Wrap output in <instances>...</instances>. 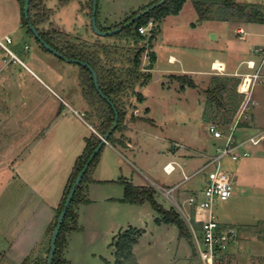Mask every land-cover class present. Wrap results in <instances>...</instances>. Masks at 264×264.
Wrapping results in <instances>:
<instances>
[{
  "label": "rangeland",
  "instance_id": "374dc122",
  "mask_svg": "<svg viewBox=\"0 0 264 264\" xmlns=\"http://www.w3.org/2000/svg\"><path fill=\"white\" fill-rule=\"evenodd\" d=\"M40 1L47 20L39 27L54 36V32H63L55 41L82 43L90 50L95 43L117 44L118 50H122L112 56H119L122 63L117 62L116 66H134V53L145 46L137 68L141 73L151 74L145 77L144 83H136L133 91L132 88L124 90L126 114L121 128L114 132V137L122 144L118 141L104 143L91 163L77 192L78 200L72 204L73 219H67L62 230V256L68 264H115L114 241L120 232L133 227L137 240L131 257L125 258L124 264H167L169 258H183L187 250L192 257L194 240L185 239L187 248L181 256L183 237L179 228L174 223L161 221L163 213L156 206L176 209L192 235L188 219L191 224L199 221L188 198L194 196L200 200L203 197V186L216 163H210L211 158L206 157L181 170L176 161L193 158L203 148L208 154H217L216 146L220 142L209 135L210 122L226 131L239 116L235 129L237 140H243L254 133L258 125L264 124V108L256 101L264 88V21L244 22L236 18L223 21L210 17L200 20L193 0H186L178 14L165 16L159 24L155 21L153 37L147 31L143 39L135 42L131 36L126 41L123 36L98 34L91 24L90 0ZM67 1L69 3L61 7ZM154 1L97 0V26L106 22V27H119L133 12ZM234 1L256 6L264 19V0ZM219 4L217 2L213 9ZM84 22L97 38L91 36L94 39L87 41L81 35L63 30H73L75 25L74 29L82 32ZM5 35L12 38L10 49L32 67L39 78L11 58L8 63H0L2 66L6 63L1 75L8 86L0 92V112L9 121V156L11 149L17 151V143L22 142L25 148V159L20 166L12 168L14 154L6 161L7 165L0 168V264H37L48 255L56 209L36 247L28 250L23 258L8 250L10 245L26 223L32 225L31 229L40 225L35 223L34 216L42 196L58 199L63 194L75 160L83 152L85 137L92 134L90 128L95 129L98 137L102 135L96 130L99 120L94 109L82 95L77 63L44 51L50 56L46 60L51 69L42 64L39 69L26 58L27 53L42 49L22 23L18 0H0V37ZM25 42L30 46L28 50L23 49ZM110 52H115L114 47ZM169 54L175 55V61H168ZM105 56L101 53L107 66L110 63L107 58L113 57ZM214 58L227 63L225 70L212 69L210 63ZM250 60L254 61L253 67L248 66ZM258 67L261 76L246 95L239 88L242 78ZM182 74H187L195 86L184 83L182 89V82L173 77ZM234 81L236 88L232 87L231 91ZM223 85L225 90L217 88ZM233 104L237 105L234 112ZM254 114L257 119L253 121ZM244 148L248 156L221 159V167L232 175L237 193L215 202L212 213L222 227H231L237 234L236 239L228 242L227 257L243 260L250 257L259 259L254 264H264V148L261 143L251 142ZM4 155L0 152V159ZM170 162L175 170L166 174L163 169ZM16 173L21 174L24 181L15 176ZM183 173L190 175L189 179H184ZM131 184L152 188L154 204L148 199L129 200L126 188ZM158 185H177L174 196L180 206L161 194L155 188ZM43 207L44 204L40 210L44 213ZM196 230L201 238V232Z\"/></svg>",
  "mask_w": 264,
  "mask_h": 264
},
{
  "label": "trees",
  "instance_id": "16d2710c",
  "mask_svg": "<svg viewBox=\"0 0 264 264\" xmlns=\"http://www.w3.org/2000/svg\"><path fill=\"white\" fill-rule=\"evenodd\" d=\"M158 0H155L153 3H155ZM186 0H166L161 5L151 9L149 12L142 15L139 19L135 20L134 23L124 27L120 31L113 33L115 34L117 38L124 37L126 41H129V36L133 38V41H139L140 39L144 38V35L139 33L137 30V27L139 25L145 24L148 19L152 18L156 21L157 24L160 23L161 19L164 18L167 15L171 14H178L181 10L184 2ZM92 4V0H90ZM220 2L217 8L213 6ZM20 12H21V20L22 23L25 25L26 30L28 33H31V31L27 27V22L23 15V5L24 0H18ZM153 3L141 7L140 10L133 12L130 16H128L123 23L127 22L131 17L136 15L138 12L144 10L145 8L149 7ZM42 2L40 0H30L29 2V21L36 27L38 30L40 36L50 45H52L54 48H56L58 51H60L63 55L69 58H75L84 62H87L90 66H92L98 76V84L100 90L104 93L106 96L103 97L99 94V92L96 90L94 84H93V78L90 70L86 66H82L80 64H77L79 66L78 71V79H79V85L82 90V95L87 102L88 105H90L94 109V114L96 115L97 119L99 120V124L96 126V130L100 133V135H104L108 129L111 127L113 121H114V108H116L118 112V123L115 129L109 134L107 141L108 142H115L117 140L114 137V132L119 130L122 126L123 118L126 114L125 109V99H123L122 95L124 93V90H127L128 88H132L136 83H144L145 77H150V73L140 72L137 68L139 65V56L142 51L145 50V46H141L133 56V64L134 66H123L118 65L116 66L115 63L120 62L121 60L118 58H114V54L118 53L119 49L117 48V44L114 43H95L93 44V48L90 50L89 46H86L85 44L82 46V43L74 44L70 43L68 40H63L62 42L55 41V38L57 36H62L63 32L58 31L54 32L55 36L49 32V30L39 27V25L47 20V15L44 13V10L41 8ZM193 6L197 12L198 18L200 20L207 19V18H219L223 19V21H229L230 18H236V19H244V22H253V21H264L262 14L259 13L256 6L250 7V5L246 3H239L234 0H193ZM35 11L34 13L32 11ZM42 11V12H41ZM96 11V15H97ZM214 13L213 16H209V13ZM117 26H108L105 29L110 30L113 28H116ZM99 28V27H98ZM154 33V31H152ZM150 33V36L153 37V33ZM128 37V38H127ZM39 44L40 48L44 51L50 52L47 50L43 45L39 43L38 40H36ZM85 42V41H84ZM114 47L115 52H110V49ZM125 47V46H123ZM101 53L106 55L107 57H113V58H107L109 59V64L106 66V63L103 59H101ZM105 56V57H106ZM129 60V59H128ZM132 61V60H131ZM130 62V61H129ZM122 63V62H120ZM174 78H176L178 81L182 82V89H184V83H186L189 87H194L195 84L193 80L189 77H187V74L182 75H173ZM236 88V82L234 81L233 84H231V91ZM221 91L226 89V86H219L217 87ZM109 99L112 102V105L107 100ZM114 107V108H113ZM233 110L237 108L236 104L232 105ZM145 119V118H142ZM141 119V120H142ZM151 120V119H147ZM101 138L98 137L95 132H92V134L85 138V145L83 152L76 158L73 169L68 177L66 186L64 188L63 194L61 196V200L59 202L58 207L56 208L55 213V222L53 224V228L56 224L57 218L59 216V213L63 207L64 201L67 197V194L77 176V174L80 172L82 166L86 162L89 155L92 153L96 145L100 142ZM98 153L96 154V156ZM96 156L93 158L91 163L95 160ZM91 163L89 164L86 172L84 173L80 183L76 187V190L74 192V195L72 197V200L69 204V207L66 211V214L64 216L63 222L61 224L57 239H56V247L54 252V257L52 264H68L67 261L62 256L63 254V239L64 234L62 233V230L66 224L67 219H73V210H72V204L78 200L79 195L77 194L80 184L85 177ZM153 192L154 190L152 188L147 187H139V186H133L132 184L129 185L126 188V197H128L129 200L132 201H143L145 199L150 200L153 202ZM154 204V202H153ZM162 213V220L165 223H174L178 226L180 234L182 236L190 238L192 236L187 228V223L181 218L180 214L177 212L176 209H161L160 207L156 206ZM193 211V210H192ZM193 220V219H192ZM193 227L195 229H199V223L192 222ZM52 228V229H53ZM134 228L128 227L127 229L120 232L116 240L114 241V247H115V264H124V259L131 257L132 254V246L137 240V235L133 234ZM50 246V242H49ZM49 252V248H48ZM48 255L45 257V259H40L37 261V264H46L47 263Z\"/></svg>",
  "mask_w": 264,
  "mask_h": 264
},
{
  "label": "built area",
  "instance_id": "2783aa9c",
  "mask_svg": "<svg viewBox=\"0 0 264 264\" xmlns=\"http://www.w3.org/2000/svg\"><path fill=\"white\" fill-rule=\"evenodd\" d=\"M154 25L155 20L150 18L145 24L139 25L137 30L141 34H145L147 31L148 34H150L155 28ZM239 33H241V30ZM11 43L12 38L10 36L5 35L3 38L0 37V52L6 53L11 59H17L16 55L9 47ZM252 62L254 63L253 60L248 62L249 67H253ZM212 66L213 63L211 64V67ZM215 70L223 71L225 70V65H222V69L217 68ZM260 76V67H258L255 72L245 73L239 86L240 90L242 89L241 92L248 95L251 92L256 79ZM238 119L239 116L233 125L230 126V128L226 131H223L220 125L215 122H210L208 124L207 131L209 135L214 140L220 142L216 146L217 154H214L210 161V163H216V168L214 169L213 173L211 172L209 174L208 180L203 186V197L200 200H196V197L194 196H190L188 198L189 204L192 205L193 209L195 210L196 220L200 223L198 230L201 232V238L198 237L197 230L190 223V219H188L193 235L195 249L202 261V264H217L219 258L226 254L225 252L228 249V242L234 239V231L230 228L222 227L212 213V207L215 202L227 200L235 194L234 180L232 179L230 172L221 167V159L227 157L231 160H237L241 156H247L246 151H241V147L246 142H251L253 144H264V134L261 133L250 136L246 140H237L235 129L238 124ZM92 130L98 134L95 129L92 128ZM99 137L102 138V136ZM171 164L172 162L167 163L164 167L163 170L166 174H171L174 171V165ZM199 171L200 170L196 171L195 173ZM189 177L190 175L184 174V179H189ZM155 188L165 197L174 199L177 205L180 206L174 196V191L177 188V185L170 187L158 185L155 186Z\"/></svg>",
  "mask_w": 264,
  "mask_h": 264
},
{
  "label": "crops",
  "instance_id": "0c3cea01",
  "mask_svg": "<svg viewBox=\"0 0 264 264\" xmlns=\"http://www.w3.org/2000/svg\"><path fill=\"white\" fill-rule=\"evenodd\" d=\"M69 2H63L61 7L64 6V5H67ZM98 22V21H97ZM246 24V23H245ZM106 22L104 23H101V25L99 24V29L101 30H106ZM82 27L83 29L81 30L82 32H79L77 29H74L75 28V25H73L72 29L73 30H65L63 29L65 32L67 33H71L73 35H81V38H83L84 40H87L89 41L90 39H94L95 37L97 38L98 36L96 34H94L91 30H89V27L87 25V23H82ZM241 29H243L241 27ZM243 31V30H242ZM237 32V31H236ZM90 36V37H87ZM94 38H92V37ZM95 41V40H94ZM26 43V42H25ZM23 45V49H29L30 46L29 44H25ZM13 44V41L12 43ZM10 44V45H11ZM9 45V46H10ZM24 46H27V48H25ZM14 53V52H13ZM15 54V53H14ZM7 54H5L4 52H0V63L1 61L3 62H6L8 63L9 62V57L8 55L6 56ZM17 59H12V60H15L17 61L24 69H26L27 71H29L32 76H35L36 78H39L38 75L35 73L34 69L32 67H30L23 59H21L17 54H15ZM169 57H171V59L168 58V61H175V60H172V57H174V59H176L175 55L173 54H169L168 55ZM48 57H50L48 54H46L44 52V50H39L38 52H33L32 53H27L26 54V58L28 59V61L31 63V65H36L38 66L39 69H42L41 68V64L44 65L46 68L48 69H51L50 68V65H48V61L46 60ZM214 60H218V61H221L225 67L227 66V63L224 61V60H221V59H216L214 58L210 64L214 63L213 61ZM5 63V64H6ZM173 63V62H171ZM253 63V62H252ZM5 64L2 66L0 65V92L4 89H7V86L8 84L6 82H4L3 80V76L1 75L3 73V69L5 68ZM10 72V70H9ZM6 78L8 79V74L6 76ZM46 84V83H45ZM8 94V93H7ZM255 100V99H254ZM64 101V100H63ZM256 101L258 102V104L260 105L261 108H264V88L262 89L261 93H259V96L256 97ZM65 102V101H64ZM66 103V102H65ZM251 103H254V101H252ZM67 104V103H66ZM74 112H76L75 110H73ZM264 112V111H263ZM256 118L255 114L252 116V120L254 121ZM8 119H5L4 115L1 114L0 112V152L1 154H5L4 157H2L0 160H4V161H1L0 162V168L4 167L5 165H7L6 161H9L10 157L11 156H14V154H16V157H11V160H12V168H16V166H20V164L24 161L25 159V155H24V152H25V148H23V143L20 142V145L19 143H17L16 145L18 146L17 147V151L14 152L13 149H11L12 151V154L11 156H9V147H8V138L10 137V126H9V123H8ZM88 126L90 127L91 125L88 124ZM251 126V123H249V127ZM17 127V126H15ZM90 130H92L90 128ZM93 132V131H92ZM245 133V132H244ZM264 134V124H262L261 126L258 125V127H256V130L254 131V133L248 135L247 137H245L243 140H246L247 138H249L250 136H253V135H257V134ZM86 138V137H85ZM199 143V142H198ZM198 143H195V145H197ZM214 144L215 141L213 142ZM249 142H246L245 144H247ZM122 144V143H121ZM245 144L241 147V151H246L247 152V156L249 155L248 151L244 148L245 147ZM253 144V143H252ZM260 144V143H258ZM258 144H255V145H258ZM129 145V144H128ZM261 146L264 148V144H261ZM20 153V154H19ZM197 153V151H196ZM214 154L212 153H209L208 152L206 153L204 148L203 150L201 151V153H197L196 156H194L193 158H189V159H186V158H183V160H180V162L176 161L177 162V167H179L181 170H183V166H194L196 164V162H201V160L203 159H206L207 158H211ZM20 156V157H19ZM202 157V158H200ZM174 160V159H172ZM6 163V164H4ZM175 170V169H174ZM14 171H12L13 173ZM174 172V171H173ZM183 172V171H182ZM183 174H186V173H183ZM12 176H14L12 174ZM18 178H21L22 181H24V177L18 173H16V175ZM8 176H6V180H8ZM68 179V178H67ZM1 182V181H0ZM67 183V182H66ZM65 183V184H66ZM33 186V185H32ZM34 191H36L34 189ZM235 192V190H234ZM37 193V192H36ZM237 192H235L236 194ZM38 194V193H37ZM234 194V195H235ZM62 196V193L61 195H59V197L61 198ZM58 197V199H51L50 197H45V196H42L40 199H39V195H38V199H39V202H38V205L36 206V214H35V218L37 219L35 221V223L37 222L38 224H40L38 227H35L33 229L32 228V225L31 224H25L22 228H20L17 236L15 237L14 240H16L15 242L12 243V245H10L9 249L10 251H13L12 253H14L16 255H23L22 258L28 253V250L30 249H33L34 247H36V243L39 242V240L42 238L43 234L45 233V230L46 228L48 227V225L50 224V222L52 221V217L54 216V213H55V209L58 207L59 203L60 202V198ZM44 204V207L46 209V212L43 213V211H41L40 209L42 208V205ZM43 207V208H44ZM193 209V208H192ZM193 212L195 214V210L193 209ZM43 214L45 215L43 217ZM199 217V216H198ZM217 219V218H216ZM200 224V223H199ZM29 227V229L27 231L24 230V228L26 227ZM200 226V225H199ZM230 229H232L231 227H229ZM233 230V229H232ZM24 231V232H23ZM234 231V230H233ZM27 232V233H25ZM24 233V234H23ZM234 233V237L236 239L237 237V234L236 232H233ZM183 238H181L182 240V244H181V256L182 254L185 252V248H187L186 246V240L185 239H189L188 237H185V236H182ZM191 237V240L192 239V236ZM192 246L194 247L192 249V257H190V252H188V250L185 252V254L183 255V258L181 257L180 258H169L168 259V262L167 264H202V261L201 259L199 258V260L197 259V252L195 249V246H194V242H192ZM239 249V248H238ZM237 249V250H238ZM236 250V249H235ZM263 250V249H262ZM178 251V249H177ZM264 251V250H263ZM178 254V253H177ZM264 255V252L262 253ZM199 256V255H198ZM229 256V254H228ZM264 257V256H263ZM227 260L225 263L223 264H254V262H257L259 261L258 260H254L253 258H250V257H246L245 260H243V258H239V257H236V258H231L230 257H227L226 254L222 255L217 264L220 262H223ZM222 264V263H221Z\"/></svg>",
  "mask_w": 264,
  "mask_h": 264
},
{
  "label": "water",
  "instance_id": "95a60500",
  "mask_svg": "<svg viewBox=\"0 0 264 264\" xmlns=\"http://www.w3.org/2000/svg\"><path fill=\"white\" fill-rule=\"evenodd\" d=\"M166 0H158L155 3H153L152 5H150L149 7L145 8L144 10L138 12L136 15H134L133 17H131L127 22L123 23L121 26L114 28V29H110V30H101L98 28L97 26V21H96V11H97V0H92V11H91V24L93 29L100 35L106 36V35H110L113 33H116L118 31H120L121 29H123L124 27L134 23L135 20L139 19L142 15H144L145 13L149 12L151 9L161 5L162 3H164ZM29 2L30 0H24V5H23V15L24 18L27 22V27L28 29L31 31L32 35L35 37L36 40L39 41V43L41 45H43L47 50H49L51 53L55 54L56 56H58L59 58L68 61V62H74L77 64H80L82 66H86L91 74H92V78H93V84L96 88V90L99 92V94L103 97L106 98V96L104 95V93L100 90L99 88V84H98V76L97 73L95 71V69L90 66L87 62L75 59V58H69L66 57L65 55H63L60 51H58L56 48H54L52 45H50L49 43H47L39 34L38 30L36 29V27L29 21V15H28V10H29ZM213 37H215L214 34H212ZM109 101V103L112 105V102L107 99ZM113 106V105H112ZM114 108V107H113ZM118 123V112L116 110V108H114V121L111 125V127L108 129V131L102 136L100 142L96 145V147L94 148V150L92 151V153L89 155V157L87 158L86 162L84 163V165L82 166L80 172L77 174L68 194L67 197L64 201L63 207L59 213V216L57 218L56 224L52 230L51 233V238H50V246H49V252H48V258H47V263L46 264H52L53 261V257H54V252H55V247H56V239L61 227V224L63 222L64 216L66 214V211L69 207V204L72 200V197L74 195V192L76 190V187L78 186V184L80 183L84 173L86 172L89 164L91 163V161L93 160V158L96 156V154L99 152L100 148L102 147V145L104 143H107V139L109 134L115 129V127L117 126Z\"/></svg>",
  "mask_w": 264,
  "mask_h": 264
},
{
  "label": "bare ground",
  "instance_id": "6f19581e",
  "mask_svg": "<svg viewBox=\"0 0 264 264\" xmlns=\"http://www.w3.org/2000/svg\"><path fill=\"white\" fill-rule=\"evenodd\" d=\"M172 60H175L174 57H172ZM213 62H214L213 66H212L213 69H217V68L222 69V65H224V64L221 61L214 60Z\"/></svg>",
  "mask_w": 264,
  "mask_h": 264
}]
</instances>
